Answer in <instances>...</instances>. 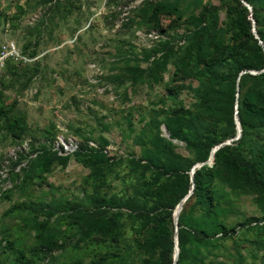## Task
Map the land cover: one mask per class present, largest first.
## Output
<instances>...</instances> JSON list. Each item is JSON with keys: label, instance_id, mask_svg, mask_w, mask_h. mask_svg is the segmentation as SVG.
I'll list each match as a JSON object with an SVG mask.
<instances>
[{"label": "rangeland", "instance_id": "374dc122", "mask_svg": "<svg viewBox=\"0 0 264 264\" xmlns=\"http://www.w3.org/2000/svg\"><path fill=\"white\" fill-rule=\"evenodd\" d=\"M6 44L0 264H264V195L206 164L264 184V0H0Z\"/></svg>", "mask_w": 264, "mask_h": 264}, {"label": "trees", "instance_id": "16d2710c", "mask_svg": "<svg viewBox=\"0 0 264 264\" xmlns=\"http://www.w3.org/2000/svg\"><path fill=\"white\" fill-rule=\"evenodd\" d=\"M244 13L247 12L246 7L241 8ZM247 25L249 22L247 21ZM249 27V26H248ZM260 48V46H257ZM241 68H255V69H263L264 68V61L261 59L259 64L254 66L249 65L247 63L241 65ZM262 80L264 81V72H262ZM234 98V96H233ZM243 106L241 110L244 108H249V104L247 100L242 101ZM241 110H239L238 105L234 107V113L237 112L239 117L240 123L243 124V118H241ZM219 152H223L225 154L224 160H219L218 155ZM214 166L216 164H220L226 170V173L234 178L237 181L244 182L247 186L251 187L255 193L259 195H264V184H262L257 178L255 177L251 167L246 164L240 163L234 156L233 147L231 145H224L219 150L214 152ZM209 166L203 165L199 168L194 169V173L192 176L193 185H192V192L194 196V201L197 205L211 209L213 204V196L210 190L212 184V176L209 170ZM225 231L224 228H221V232ZM178 238H180V232L178 231ZM171 263V262H170ZM169 264V262H168Z\"/></svg>", "mask_w": 264, "mask_h": 264}, {"label": "built area", "instance_id": "2783aa9c", "mask_svg": "<svg viewBox=\"0 0 264 264\" xmlns=\"http://www.w3.org/2000/svg\"><path fill=\"white\" fill-rule=\"evenodd\" d=\"M12 56H17L15 48L12 45L6 44L2 49H0V88L4 75L5 63ZM68 147L65 149H69L70 151L75 150V146H72V144H68Z\"/></svg>", "mask_w": 264, "mask_h": 264}, {"label": "water", "instance_id": "95a60500", "mask_svg": "<svg viewBox=\"0 0 264 264\" xmlns=\"http://www.w3.org/2000/svg\"><path fill=\"white\" fill-rule=\"evenodd\" d=\"M234 115H235V117H234V121H235V123H238L237 118H236V112L234 113ZM218 148H219V147H215V148H213V149L211 150L210 155H209V159H208V161L206 162V164H210V163L212 162L214 152H215ZM202 165H203V164H198L197 166H195V167L192 168V170H191V172H190L191 178H192V176H193L194 169H195V168H199V167L202 166ZM188 196H189V195H186V196L182 199V201L178 204V205L180 206V208L182 207L183 202L187 199ZM174 216H175V218L177 219V216H178V215H177V214L175 215V213H174ZM176 238H177V231L175 232V239H176Z\"/></svg>", "mask_w": 264, "mask_h": 264}, {"label": "bare ground", "instance_id": "6f19581e", "mask_svg": "<svg viewBox=\"0 0 264 264\" xmlns=\"http://www.w3.org/2000/svg\"><path fill=\"white\" fill-rule=\"evenodd\" d=\"M181 210V208H180V206L179 205H177V208L175 209V215L177 214L178 215V213H179V211Z\"/></svg>", "mask_w": 264, "mask_h": 264}]
</instances>
